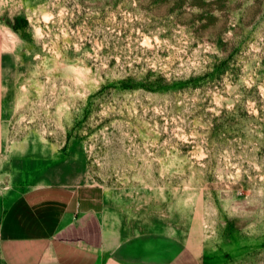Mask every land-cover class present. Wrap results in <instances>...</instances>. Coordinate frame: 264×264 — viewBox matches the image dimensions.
Listing matches in <instances>:
<instances>
[{
    "label": "rangeland",
    "instance_id": "1",
    "mask_svg": "<svg viewBox=\"0 0 264 264\" xmlns=\"http://www.w3.org/2000/svg\"><path fill=\"white\" fill-rule=\"evenodd\" d=\"M0 29V220L36 185H101L134 207L124 238L264 264V0H0Z\"/></svg>",
    "mask_w": 264,
    "mask_h": 264
},
{
    "label": "crops",
    "instance_id": "2",
    "mask_svg": "<svg viewBox=\"0 0 264 264\" xmlns=\"http://www.w3.org/2000/svg\"><path fill=\"white\" fill-rule=\"evenodd\" d=\"M3 66L0 38V147L4 135ZM107 190L118 189L91 184L75 188L36 185L21 192L0 220L3 263L199 264L175 232L167 233L162 226L124 238L122 211L132 222L134 207H110Z\"/></svg>",
    "mask_w": 264,
    "mask_h": 264
},
{
    "label": "bare ground",
    "instance_id": "3",
    "mask_svg": "<svg viewBox=\"0 0 264 264\" xmlns=\"http://www.w3.org/2000/svg\"><path fill=\"white\" fill-rule=\"evenodd\" d=\"M1 30V29H0ZM1 31H3V29L1 30ZM10 34V33H9ZM14 36V35H13ZM15 37V36H14ZM3 45V44H2ZM7 46H9L10 48H12V47H14V39L13 38H11L10 40H9V42L7 43ZM2 48V47H1Z\"/></svg>",
    "mask_w": 264,
    "mask_h": 264
}]
</instances>
